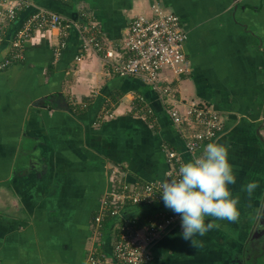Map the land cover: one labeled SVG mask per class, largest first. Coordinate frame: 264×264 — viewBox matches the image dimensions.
Masks as SVG:
<instances>
[{
    "label": "crops",
    "instance_id": "0c3cea01",
    "mask_svg": "<svg viewBox=\"0 0 264 264\" xmlns=\"http://www.w3.org/2000/svg\"><path fill=\"white\" fill-rule=\"evenodd\" d=\"M24 1L6 27L0 66L13 54L8 39L35 10L72 25L66 38L57 29L32 34L22 60L0 68V264H86L95 247L110 260L114 221L106 219L98 237L93 231L100 199L119 180H166L170 150L193 160L157 92L140 78L112 75L100 54L75 60L88 19L118 50L131 20L153 4L174 12L187 32L189 73L164 71L161 84L178 103L219 114L223 129L211 142L228 150L240 215L214 220L195 238L198 247L183 239L180 220L154 244L150 264H247L249 238L264 237V0ZM249 181L259 184L251 196ZM127 211L142 221L178 215L164 204Z\"/></svg>",
    "mask_w": 264,
    "mask_h": 264
},
{
    "label": "built area",
    "instance_id": "2783aa9c",
    "mask_svg": "<svg viewBox=\"0 0 264 264\" xmlns=\"http://www.w3.org/2000/svg\"><path fill=\"white\" fill-rule=\"evenodd\" d=\"M8 3V6L6 4ZM28 7L24 0H0V47L7 39L6 27L17 17V12ZM71 23L63 17L46 9H37L21 24L9 45L13 51L11 60L5 61L0 68L13 61L22 60L24 43L36 32L57 29L60 36L66 38ZM80 55L75 59L81 62L90 53L103 56L112 75L121 78L137 77L158 93L165 105L166 114L179 136L183 139L186 152L193 160L200 156L203 147L214 140L223 129L219 114L210 108L198 104L178 103L171 86H162L161 75L170 72L178 78L189 73L184 53L187 32L183 29L179 17L172 11L159 5L150 7L149 15L133 18L120 49L109 48L99 38L97 23L88 19V25L82 28ZM66 43L59 44L55 52L58 59ZM171 100L176 105H171ZM179 107H182L181 110ZM167 161L172 170L162 182H142L128 184L119 180L112 192L100 199V209L93 220V231L98 237L106 219L114 221V239L111 258L96 247L89 253L86 264H150L153 260L152 247L171 226L178 223L179 215L159 213L146 218L138 224L128 216L130 208H150L164 204L161 198L162 184L172 178H178V169L183 164L181 155L173 150L167 153ZM97 244V242H96Z\"/></svg>",
    "mask_w": 264,
    "mask_h": 264
},
{
    "label": "clouds",
    "instance_id": "9594fccd",
    "mask_svg": "<svg viewBox=\"0 0 264 264\" xmlns=\"http://www.w3.org/2000/svg\"><path fill=\"white\" fill-rule=\"evenodd\" d=\"M235 182L227 148L209 142L202 155L181 164L178 178L162 184L164 206L180 216L184 240L198 247L195 238L212 230L216 226L214 220H238V199L232 197L229 189ZM258 186L257 181H249L244 191L251 196ZM206 218L210 219L206 222Z\"/></svg>",
    "mask_w": 264,
    "mask_h": 264
},
{
    "label": "rangeland",
    "instance_id": "374dc122",
    "mask_svg": "<svg viewBox=\"0 0 264 264\" xmlns=\"http://www.w3.org/2000/svg\"><path fill=\"white\" fill-rule=\"evenodd\" d=\"M261 234V233H260ZM256 234L249 238L246 250L247 264H264V237L256 240ZM240 236V234H239Z\"/></svg>",
    "mask_w": 264,
    "mask_h": 264
},
{
    "label": "trees",
    "instance_id": "16d2710c",
    "mask_svg": "<svg viewBox=\"0 0 264 264\" xmlns=\"http://www.w3.org/2000/svg\"><path fill=\"white\" fill-rule=\"evenodd\" d=\"M5 43H6V41H5ZM4 45V44H3ZM264 216V215H263ZM131 218H132V220H134L135 222H138V224L140 223V222H142V220L141 219H138L137 217H134V216H131ZM260 220H262V219H260ZM260 224V223H259Z\"/></svg>",
    "mask_w": 264,
    "mask_h": 264
}]
</instances>
